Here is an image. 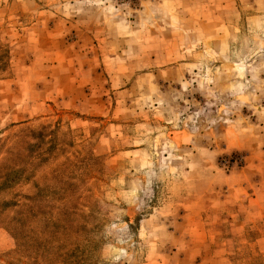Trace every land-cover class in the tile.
Returning <instances> with one entry per match:
<instances>
[{
	"label": "rangeland",
	"instance_id": "obj_1",
	"mask_svg": "<svg viewBox=\"0 0 264 264\" xmlns=\"http://www.w3.org/2000/svg\"><path fill=\"white\" fill-rule=\"evenodd\" d=\"M0 47V161L25 125L68 143L21 187L34 264L58 243L52 203L68 226L42 188L68 181L103 219L97 264H264V0H0Z\"/></svg>",
	"mask_w": 264,
	"mask_h": 264
},
{
	"label": "trees",
	"instance_id": "obj_2",
	"mask_svg": "<svg viewBox=\"0 0 264 264\" xmlns=\"http://www.w3.org/2000/svg\"><path fill=\"white\" fill-rule=\"evenodd\" d=\"M7 56L8 51L0 47V72L7 67ZM60 131L59 124L25 125L19 129L15 144L4 159L0 161V214L9 208H16L14 215L7 221L6 228L16 239L17 246L12 255H17V257L12 256V260L8 261L7 264H18L14 260L18 261L24 254L29 255L32 258V264H34L36 255L39 254L35 250V239L32 235L27 234L32 232L34 227L32 226V217L36 194L35 192L24 193L21 191V187L33 181L37 167L47 163L50 159H55L57 155L63 154L68 143L60 138ZM65 160L69 161V157L66 156ZM69 167L66 165L64 169H59L56 175L63 174V171ZM73 177L70 174V178L74 179ZM56 178L57 176H52V179ZM75 187L74 181H68L58 190H48L46 186L42 188L45 196L53 193H65L68 197L69 206L66 212L68 215L66 218L67 227L60 217L61 205L52 203L49 207L53 209L46 211L56 220L46 225L52 229L46 231L48 235L44 241H50L53 238L58 240V243L55 246L47 247L51 254L47 252L45 255H40L41 264H97L95 249L101 240L95 239L93 234L102 229L104 222L93 201L88 202L86 211L77 213V200L81 197L77 193L75 194ZM25 228L28 230L25 231ZM77 229H81L85 233V243L81 250L79 244L76 243L77 240L75 241L72 237V232ZM67 241L72 243L69 247L66 245Z\"/></svg>",
	"mask_w": 264,
	"mask_h": 264
}]
</instances>
